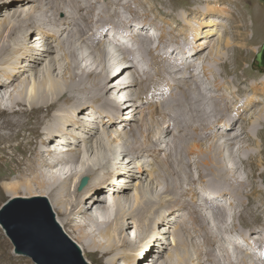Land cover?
<instances>
[{
  "label": "bare ground",
  "instance_id": "6f19581e",
  "mask_svg": "<svg viewBox=\"0 0 264 264\" xmlns=\"http://www.w3.org/2000/svg\"><path fill=\"white\" fill-rule=\"evenodd\" d=\"M18 3L0 0V85L7 81L3 89L9 94L5 99L0 92V166L6 168L0 178V195L4 188L9 195L19 188L30 194L37 185L48 196L60 224L76 232L83 251L92 255L99 251L98 264H117L119 254L127 258L125 264H140L141 253V264H167L149 255L157 249V241H163L157 224L169 219L171 225L178 221L175 236L184 232L190 237L200 264H264V188L259 185L264 174V78L257 71L239 72V61L252 54L254 42L244 37L247 25L237 1ZM15 8L27 12L23 22L16 23ZM53 43L56 58L49 51ZM40 45L48 49H37ZM95 54L99 55L96 63ZM42 63L47 68L50 63V71L40 79ZM53 63H58L59 71ZM22 66L32 70V80ZM58 73L63 80L54 77ZM119 84H128L129 93L121 89L115 94L113 85ZM137 105L146 110L140 120L136 119ZM128 115L135 118L134 131L124 124L130 122ZM171 128L180 131L173 134ZM107 129L109 138L117 130L132 133L128 137L132 141L139 139L140 132L155 136L145 137L133 149L135 158L129 167L137 164L139 171L145 167L149 175L145 177L147 190L138 182L134 204L126 211L118 199L107 200L105 191L117 187L120 180L129 187L131 174L110 163L99 177L98 163L90 170L84 157L79 161V151L91 148L92 133L99 157L107 156L106 135L96 134ZM162 138L168 139L166 151L159 146H163ZM79 169L82 173L70 176ZM181 171L186 172L188 190L185 180L177 183L174 176ZM14 174L13 180L10 175ZM83 175H90L91 180L84 189L79 187L81 191L78 184ZM157 190L164 202L160 205L151 197ZM184 191L190 193L188 200H183ZM124 193L132 195L123 190V199L129 196ZM90 198L99 211L96 218L75 211L89 205ZM206 212L216 214L208 218L210 224ZM130 214H135L133 219ZM117 215L122 222L114 219ZM95 220L99 224L91 223ZM128 225L135 228L142 245L137 247L122 236ZM207 226L214 228L219 239ZM88 227L92 235L85 232ZM178 240L173 245L174 263L182 264L193 252H188L185 243L177 244ZM215 243L222 251V263L213 251ZM173 255L169 253L170 258Z\"/></svg>",
  "mask_w": 264,
  "mask_h": 264
},
{
  "label": "rangeland",
  "instance_id": "374dc122",
  "mask_svg": "<svg viewBox=\"0 0 264 264\" xmlns=\"http://www.w3.org/2000/svg\"><path fill=\"white\" fill-rule=\"evenodd\" d=\"M20 1H23V0H19L18 4H22V3H20ZM24 1H26V0H24ZM236 1L238 3V8H239L238 12L240 11V12H242L245 15L244 18H245V22H246L247 28H246V35H244V37H247V39L249 41H253L254 42L253 43L254 47L252 46V48H253L252 54L248 58H246V59L243 58L242 60L239 61V63L242 64V66L239 68V72H241V74H243L244 72L245 73H253V72L257 71L258 73L260 72L261 78L262 77L264 78V64H260L261 62H259L257 60V53L262 49L263 43H264V0H236ZM32 5H34V4H32ZM35 6H36V4H35ZM179 7H180L181 11H183V12L185 11L184 8H182L183 4H180ZM15 9H17V12L19 13V17H18L16 23L23 22L25 17H28L26 15L27 12L23 8H15ZM61 15L64 16L65 14L61 13ZM8 25L9 24L5 23V27L8 26ZM1 29L2 28H1V25H0V30ZM39 30L45 31L42 28H39ZM224 36L226 38V35H224ZM24 39L26 40L27 38L24 37ZM64 40L66 42H69L68 39H64ZM231 40H233V37H231ZM36 48L37 49H43V50H47L48 49V48H46L44 46H41V45L37 46ZM49 51H51L52 54H53V57L56 58V54L58 52V50L56 48V43H53V49H50ZM94 61H95V63H96V61L99 62V55L98 54L95 56V58H93V62ZM44 64L42 63L41 65H43V66H39L38 67L39 68L38 74H39L40 79H42L44 76L47 75L48 70L50 68V63H48V67L49 68H47V66H46L47 64L46 63H44ZM55 65L53 63V66H55L57 71H59L58 63H56ZM22 67H24V66H22ZM97 68H98V66H97ZM24 69H27V68L24 67ZM27 71H28V73L26 74L27 78L29 77L30 78L29 80H32L31 79L32 78V70L31 69H27ZM54 77L57 80H63L61 78V76L59 75V73H58V75H55ZM5 78H7V77H5ZM109 79H110V76H109ZM126 81H130V80L128 79ZM5 82L6 83H3V84L0 85V92L1 93L3 92V94L5 93V97L4 98L6 99V98L9 97L8 96L9 94H6L5 89H3V87H6V85H7V81H5ZM116 83L118 85V81ZM118 87L113 85V89H116L115 94H117V95H118V92L121 91V89H124L128 93L130 91V88H129L128 84L127 85H122V84L120 85L119 84ZM135 98L137 99L139 97L134 96V99ZM156 103H158L157 106L159 107L160 106V100H158ZM147 104L149 105V103H147ZM133 105H135V104H133ZM137 106H138V111H137L138 112V117L136 119L140 120V118L146 114V110L142 111L141 110V106H139V105H137ZM137 112H136V114H137ZM127 117H128V120L130 122H126L124 124H125L126 127H130L129 129L131 131L132 130L134 131L133 128H137V124L136 125L133 124L135 122V118L131 119V118H129V115ZM172 129H174L173 132H172ZM170 130H171V133L174 134L175 132L178 133L179 129L176 130V128H171ZM105 131L102 130V131H100L99 133H96V134L99 135V136H102L104 134L106 135V138L103 140V142L106 144L105 145V148H106L105 153L107 154V156L103 157V158L99 157L98 151L96 150V145H95V142H94L95 134L92 133V135L89 136V138H90L89 140H91V144H89V148H90V146H91V148L90 149H85V150L81 149L79 151V158L81 157V160H79V161L81 162L82 159H83L82 157H84V160H86V163H87V167L90 168V170H95L96 167L94 166V163H98L99 165L97 166V168L99 169V167H100V169L97 172L98 173L97 175L99 177L103 176V173H101L103 167L107 166V168H108L110 163H112V165L115 166V167L119 165L120 169L124 170V172H127V173L131 174L133 180L131 181V183L130 182L128 183L130 185L129 187H126L125 186L126 184H124L122 182V180H120V181H118V186L117 187H107L106 191H105L107 193V200H110L111 202H113L114 199H118L120 202H122L125 205V207L123 209H124V211H126V210L130 209L132 207V205L134 204L135 195H133V194L138 193V191L136 189V184L139 182L138 183L139 186H143L144 189L147 190L146 183H145V180H146L145 177L146 176L148 177V175H149L148 174L149 172H147V169L145 167H143V170H141V171L138 170L137 164H135L134 168H130L129 167L130 166L129 164L132 163L133 158H135V154L133 153V149L135 148L137 143H139V144L140 143H144V138L145 137H147V139H150V137H151V139H152L155 136L152 133L149 136V135H144L142 132H140L139 135H140L141 139H140V137H139V139H135L134 138V140L132 141L131 139H128V137L131 138L133 136L132 133H126L124 130H119V131L117 130L116 132H113V133L111 132V138H109V136L107 135V132H108V134H110L109 133L110 129L109 130L107 129ZM184 132H185V134H186V132H187V134L192 133L190 131H184ZM215 136H214V138H216L218 140V138H219L218 136L219 135H215ZM114 139H116L117 142H115ZM136 140H138V141H136ZM161 141L163 142V146L160 143H159V146L166 151L167 148H166L165 144H167L166 141H168V139H165V138L163 139L162 138ZM59 142L63 146H68L66 141H64V140L62 141V139ZM151 142H152V140H151ZM13 143H16V141L15 142L13 141ZM153 143H154V141H153ZM157 145H158V143H157ZM207 146H204V148L205 149L208 148ZM63 151L71 154V152L68 151V149H63ZM167 153H170V151H168ZM19 154H20V152H19ZM86 156L87 157L89 156L90 158H88V160H87ZM100 161H101V164L99 163ZM88 163L90 165H88ZM54 164L55 163H53L52 165H54ZM78 167H81V163H80V165H78ZM55 170H57V169H55ZM65 170H66V168H65ZM130 170H131V172L133 171V173H130ZM263 171H264V169H263ZM181 172L182 173H179V175H174V176H175V178H177V183H178L180 178H183V180H185L184 181L185 182L184 187H185L186 190H188L189 189V184H188V181H187L188 179L186 177V172L185 171H181ZM80 173H82V171L79 169V170L75 171V173L73 172V174H71L70 176L71 177L72 176L75 177V175L80 174ZM5 174H6L5 166H0V178L4 177ZM67 175L68 174H66V176ZM70 176L68 178L67 177L66 178L69 179V183L72 184V179H71ZM84 177H88L89 178L88 183L91 180V176L90 175L81 176L79 184H78V190L82 191L88 184L87 183L84 186L83 189L79 188ZM99 177H97V178H99ZM10 178L14 180L16 178V175L15 174L14 175H10ZM175 183H176V181H175ZM177 183H176V185H177ZM153 184L155 185V182H153ZM259 185L264 188V174H263V176H260V178H259ZM36 186L37 185H35V188H34L35 191H33L30 194L24 193L19 188L18 192H16L15 194L9 195V194H7V192L5 191V188H4L2 190L3 193L1 192L2 196L0 195V197H1L0 198V207L6 201H8V199L11 198L12 196H16V195H23V196L45 195ZM118 187H120L122 189H119ZM123 190H125V191L127 190V192H130V194H132L131 197H130V195L128 193H124V195H126V196L129 195L128 199L121 198L122 195L120 194V192L123 191ZM114 192H117L118 194H114ZM184 192H185V194L183 196V200L184 199L188 200L189 199L188 197H189L190 193L186 192V191H184ZM261 195L264 196V192H262ZM45 196H47V195H45ZM111 196H113V197H111ZM151 197H152L153 201L155 200L154 201L155 203L157 201V204H159V205H160V203H164L162 201V199H161L162 195H161L160 192H158V190L153 192V193H151ZM105 198H106V196H105ZM88 204L89 205L85 206V208L82 209L83 211L82 210H78V209L75 210V211L84 214V217H87V218H89L90 215L95 217V218L98 217L99 211L97 210L96 207H93V205H94L93 198H90V200L88 201ZM163 209L165 211L167 210L166 205L163 207ZM170 212L171 211L168 212V215L170 214ZM206 213H207V216H208L206 220L210 224L211 221L208 220V218L216 217L215 216L216 214L210 213V212H206ZM114 215H116L115 212H114ZM134 216H135V214L128 215V217L131 218V219H133ZM80 217H82V215ZM114 219L117 220V221L119 220V222H122V219L120 217H118V215L116 217L114 216ZM126 220H128V218H126ZM74 222L76 223L78 221L76 220ZM167 222H170V219L167 220ZM167 222H163V223H161V225L157 224V228L158 229L157 228L156 229L159 232L158 236L163 241H160V240L157 241L158 244L157 245L155 244L157 249L152 250L151 254H153V255H149V258H151V260L153 259V261H155V262H157V261L159 262V260H165V261H167V264L168 263L169 264H173L176 261L175 249L173 248V245H174L175 239L177 237H179V240L177 241V244H178V242H179V245L182 244V243H185L184 246H186L188 252L190 250L193 252V255L191 256V259L190 258L183 259L182 264H200V263H198V258H197L198 256L194 255V248L195 247L193 246V243L191 242L190 237H186L188 235L185 234L184 232L181 235H179V234H177V236L174 235L175 234L174 229L178 226L177 225L178 221H174L173 225H171L170 223H167ZM91 223L92 224H95V223L99 224V221L95 220L94 222L92 221ZM100 224L104 228V226H105L104 222H100ZM67 226L63 225L62 227L65 229L67 234H69L77 243L80 244V241L78 240V237L76 236V232L74 230H72V228H70L69 226L67 227ZM101 226L99 227V229H101ZM88 228L85 230V232L90 234V235H92L93 234L92 229L90 227H88ZM127 228L129 230L128 231L124 230L123 233H122V236L127 238L126 240L133 241L135 243V245H137V247L142 245L141 244L142 241L138 237H136V235H135V231H136V230H134L135 228H133V226H131V225H128ZM242 228H244V226H242ZM207 229L210 230V233H213V236H215V237H217L219 239V236L214 232V228L207 226ZM192 231H193V233L195 235L197 234V231L194 232L193 228H192ZM234 232L237 233V231H234ZM0 234H1V236H0V264H36L35 261L30 256H26V255H18V256H16V255L13 254L12 249L14 248V245H13L11 239L7 236L5 230L1 227V225H0ZM182 236H184V238H182ZM141 238H143V236H141ZM221 239H222V237H221ZM162 245H164V246H162ZM160 249H163L165 251H161ZM213 251L217 255L218 261L220 263L224 262L223 261L224 257H223L222 251H221V249H220V247H219V245L217 243H215V246H213ZM97 252L99 254V251H97ZM97 252L93 253V255L91 253H85V252L84 253L86 254V257L90 261H92L94 264H98V258H97L98 254H97ZM170 252H172V254H174L173 255L174 258H170L169 257V253ZM143 254L144 253H141V255H140L141 258L137 259L138 263H140V262L143 263V261H142V260H144L143 259L144 258ZM162 254H163V256H162ZM180 255L182 257L185 256V253H184L183 249L181 250ZM187 260H189V261H187ZM192 260H193V262H192ZM126 261H127V258L125 257V255L119 254V261H118L117 264H125ZM207 262H208V260H207ZM100 264H102V263H100ZM203 264H206V261L205 262L203 261Z\"/></svg>",
  "mask_w": 264,
  "mask_h": 264
},
{
  "label": "water",
  "instance_id": "95a60500",
  "mask_svg": "<svg viewBox=\"0 0 264 264\" xmlns=\"http://www.w3.org/2000/svg\"><path fill=\"white\" fill-rule=\"evenodd\" d=\"M264 64V43L257 53ZM84 177L80 188L88 183ZM0 225L11 239L13 254L30 256L36 264H94L58 221L48 197L17 195L0 207Z\"/></svg>",
  "mask_w": 264,
  "mask_h": 264
}]
</instances>
